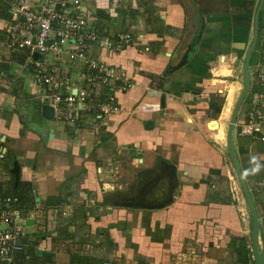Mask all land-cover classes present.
<instances>
[{"label": "crops", "instance_id": "0c3cea01", "mask_svg": "<svg viewBox=\"0 0 264 264\" xmlns=\"http://www.w3.org/2000/svg\"><path fill=\"white\" fill-rule=\"evenodd\" d=\"M10 1L0 0L8 8V19H0L3 40ZM259 2L83 0L97 37L89 54L125 73L124 88L128 84L109 91L96 82L89 86L98 99L112 95L119 108L101 121L90 111H80L73 124L57 120L54 111L45 119L29 73L16 74L14 63L22 59L0 44V159L10 156L18 166L17 175L0 167V194L17 195L21 188L22 210L31 221L26 248L8 264H253L249 211L226 151V130ZM124 33L130 43L118 40ZM38 58L44 66L52 62ZM71 69L66 76L73 89L86 88ZM258 71L264 72V0L249 89ZM245 99L232 146L264 251V188L257 185L264 168L243 175L253 155L264 165V141L235 131L247 115ZM138 174L156 182L150 206L163 203L169 177L176 186L172 202L148 209L133 193L135 206L116 204L115 188L127 185L117 182ZM137 182L142 192L145 184Z\"/></svg>", "mask_w": 264, "mask_h": 264}, {"label": "built area", "instance_id": "2783aa9c", "mask_svg": "<svg viewBox=\"0 0 264 264\" xmlns=\"http://www.w3.org/2000/svg\"><path fill=\"white\" fill-rule=\"evenodd\" d=\"M83 0H11L9 22L5 23L4 49L10 55H18L21 63H14L17 73H29V86L37 93L44 105L53 108L57 120L73 124L80 111H90L101 121L119 111L114 97L107 95L97 98L89 91L94 82L103 90H113L116 86L124 90L125 73L115 67L95 60L89 54L90 46L97 41L93 22L82 8ZM122 43H130L131 37L124 33L118 37ZM106 48L111 46L104 40ZM115 50L116 48L110 47ZM51 56L52 62L34 59ZM17 56V57H18ZM57 64H63V70ZM72 68L78 78L87 86L73 89V81L67 77V69ZM255 83L248 90L245 104L247 115L242 123L244 134L260 135L264 141V72L255 73ZM103 96V95H102ZM244 129V130H243ZM257 185L264 188V179ZM27 217L16 195L0 194V262L8 264L10 258L26 245L25 228ZM111 264V263H107Z\"/></svg>", "mask_w": 264, "mask_h": 264}, {"label": "water", "instance_id": "95a60500", "mask_svg": "<svg viewBox=\"0 0 264 264\" xmlns=\"http://www.w3.org/2000/svg\"><path fill=\"white\" fill-rule=\"evenodd\" d=\"M263 3V0H260L259 5L256 9L255 12V16H254V33H253V37H252V42L247 50V53L244 57V61H243V65H242V89L240 91V96L235 104V107L231 113L229 122L227 124V130H226V151L227 154L230 158L233 170L235 172V175L237 177L239 186L241 188V192L244 196L245 199V203L247 205L248 211H249V217H250V223H251V252H252V260H253V264H264V251L260 248L259 245V239H260V234H261V228H260V221H259V217L257 214V210L254 204V201L252 199V196L250 194L249 189L246 186V183L243 179L242 173L240 171L239 168V164L238 161L236 159V156L234 154V150H233V146H232V134H233V130L235 127V120H236V115L237 112L239 110L240 105L242 104L245 96L248 93V89H249V60L251 58V51L255 46L256 43V36H257V20H258V16H259V12H260V8L261 5ZM33 58L36 59L37 55L34 54ZM52 114H53V109L47 105L42 106V115L45 119H52ZM236 133H240L241 131V126H236L235 128ZM51 139L55 140L56 139V135L51 136ZM2 152H4L3 149H1ZM18 172V166L14 165L13 166V170H11V173L14 175H17ZM170 181L168 189H167V194H166V198L164 199L163 203L158 204L157 206H141L144 208H148V209H155V208H163L164 206H166L167 204H169L170 202H172V194L173 191L175 189V185L173 186L172 180H170L169 177H167ZM122 204H126V206H135L133 204V202H128V203H124L121 202ZM116 204H119L116 203ZM30 220L26 221V224H30Z\"/></svg>", "mask_w": 264, "mask_h": 264}, {"label": "rangeland", "instance_id": "374dc122", "mask_svg": "<svg viewBox=\"0 0 264 264\" xmlns=\"http://www.w3.org/2000/svg\"><path fill=\"white\" fill-rule=\"evenodd\" d=\"M253 57H254V55H253ZM47 59L51 60V56L48 55ZM240 81L242 82V79ZM13 165H14V162H13V160H12V158L10 156L4 157V159H0V167L1 168H4L6 170L9 169L11 171V170H13ZM129 179L130 180L132 179V180L129 181V182H124V183H121L120 181L117 182L118 185H122V184H127V185H125V189H123V190H120L121 187L115 188L114 192L117 193V196L113 197V199L118 200V202L128 203V202H130L131 194L135 193L136 194L135 199L137 198V201H139L140 203L143 202L146 205H153L154 202H152V197L155 198L156 197L155 195H156L157 192H156L155 189L151 190V188L153 186H156V182L154 180L150 179V176H146V174L133 175V177L132 178L130 177ZM136 181H138L137 184L140 182L139 185H141V183H143V185L145 184L142 187V192H139L138 190H135ZM114 184H116V182ZM8 191L9 190L6 191L7 192L6 194H12L11 192H8ZM12 195H14V194H12ZM24 195H25V193H24ZM18 196H19V198L20 197L22 198V196H20V193H19ZM22 200L25 203L26 199L22 198L21 201ZM24 230L27 231V234L29 236L30 235L29 234L30 229L29 228H25ZM28 236H27V238H28ZM0 264H2V262H0Z\"/></svg>", "mask_w": 264, "mask_h": 264}, {"label": "clouds", "instance_id": "9594fccd", "mask_svg": "<svg viewBox=\"0 0 264 264\" xmlns=\"http://www.w3.org/2000/svg\"><path fill=\"white\" fill-rule=\"evenodd\" d=\"M250 167L248 169H246L243 173V175L245 177L249 176V175H255L257 174L262 168H264V165H261L258 160L257 157L255 155H253L250 158Z\"/></svg>", "mask_w": 264, "mask_h": 264}, {"label": "trees", "instance_id": "16d2710c", "mask_svg": "<svg viewBox=\"0 0 264 264\" xmlns=\"http://www.w3.org/2000/svg\"><path fill=\"white\" fill-rule=\"evenodd\" d=\"M7 10H8V8H7V4H3L2 6L0 5V19H3V20H7L8 19V13H7ZM4 40H3V35H2V33L0 32V44H1V46L3 45V42ZM257 41H259V40H257ZM253 59V58H252ZM252 59H251V61H252ZM251 61H250V64H251ZM1 67V66H0ZM0 71H2V69L0 70ZM14 90H15V87H14ZM20 191H19V193H20V196H22L23 195V191H22V189L20 188L19 189ZM19 193H17L18 195H19ZM17 195V196H18ZM18 198H19V196H18ZM21 198V197H20ZM19 198V200L21 201V199ZM21 208H22V206H21Z\"/></svg>", "mask_w": 264, "mask_h": 264}]
</instances>
